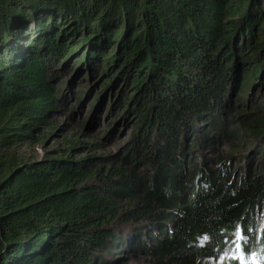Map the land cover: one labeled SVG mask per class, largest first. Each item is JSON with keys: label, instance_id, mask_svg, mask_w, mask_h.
Segmentation results:
<instances>
[{"label": "trees", "instance_id": "obj_1", "mask_svg": "<svg viewBox=\"0 0 264 264\" xmlns=\"http://www.w3.org/2000/svg\"><path fill=\"white\" fill-rule=\"evenodd\" d=\"M86 59L107 80H129L123 102L131 100L138 146L128 155L146 170L96 167L73 158L74 145L55 158L5 162L3 150L33 142L61 103L54 80ZM247 82L233 126L224 112ZM251 83L264 102V0H0V264L138 254L145 264H241L239 248L264 256V112L249 117L262 110L259 96L247 97ZM212 130L250 134L259 169L221 184L206 166ZM255 211L261 220L249 230Z\"/></svg>", "mask_w": 264, "mask_h": 264}, {"label": "rangeland", "instance_id": "obj_2", "mask_svg": "<svg viewBox=\"0 0 264 264\" xmlns=\"http://www.w3.org/2000/svg\"><path fill=\"white\" fill-rule=\"evenodd\" d=\"M112 48L109 46L106 49L107 56L111 55ZM86 60L83 70L78 71L79 66L71 67L70 70L62 72L54 80L55 94L60 97L61 103L54 109H49L47 122L39 125V129L34 133L36 139L33 142L16 144L3 150L5 162L10 163L12 166L23 160H39L42 157L55 158L65 154L67 148L74 145L75 148L69 154L78 160L89 159L88 164L93 163L96 167H108L114 163L116 165H128L129 168H133L135 171L146 170L147 163H143L137 156L131 157L128 155L130 149L133 150L135 146H138L134 137L137 130L134 131L132 126V122L136 117L132 113H127L130 105L128 103L131 100L128 103L123 102V97L132 95L133 92L129 80L127 81L124 76L118 80H107L105 74H101L98 70L94 71V61ZM104 63L105 60L100 62L101 68H103ZM120 72L121 69L116 73L112 71V78ZM245 85L246 87L237 90L234 96L231 97L230 108L225 109L224 112V117L231 119L233 126L240 123V114H244V112H241V107H243L242 103L245 102L243 97L248 82ZM252 89L253 83L250 85L247 97L253 91L255 96L260 97L256 100V103L258 107L262 108L260 113L250 114L249 117L254 120L262 116L264 112L262 103L264 102L263 90ZM237 97L242 98V102L238 103ZM253 105H249L247 110L251 112L256 110L257 108H254ZM205 127H208V125H205ZM214 132L212 130L210 135L216 136L218 143L214 142L211 148H206L204 154L208 157L206 166L209 169H218L221 174L218 178L221 184L224 185L227 178L226 185H228L230 183L228 179L232 176L233 181L231 184H233L245 178L249 169L250 172L259 169L257 164H260L259 161L262 159L261 145L259 142H248V138L251 139L250 134L239 131L240 135H237L236 138L226 139L222 133ZM190 138L191 136L188 139ZM77 142L79 144L76 145ZM229 143L232 144V147ZM189 146L188 141L187 149ZM192 151H195V148ZM242 155H245L243 162L246 161L247 165L243 170H240ZM189 156L191 159V154L187 157ZM249 156L250 159L247 161ZM123 158H125V161L122 160ZM192 161L194 162L193 158L190 163ZM185 170L189 174L194 171L189 164H186ZM95 180V178L92 179V181ZM252 218L253 221L249 224V230L260 222L261 215L258 211H255ZM235 255L239 258L241 264H264V256L245 253L240 248L236 250ZM115 259L112 261L108 257V260L111 261L110 264H145L148 260L146 255L143 254L123 256L119 261ZM201 264L219 263L208 258L202 260Z\"/></svg>", "mask_w": 264, "mask_h": 264}]
</instances>
